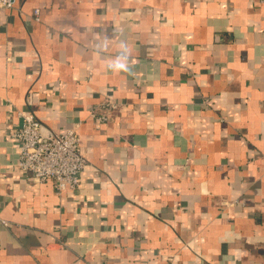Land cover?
Segmentation results:
<instances>
[{
    "label": "crops",
    "instance_id": "obj_1",
    "mask_svg": "<svg viewBox=\"0 0 264 264\" xmlns=\"http://www.w3.org/2000/svg\"><path fill=\"white\" fill-rule=\"evenodd\" d=\"M23 115L76 129V190L17 168ZM263 151L264 0L0 11V264H264Z\"/></svg>",
    "mask_w": 264,
    "mask_h": 264
},
{
    "label": "built area",
    "instance_id": "obj_2",
    "mask_svg": "<svg viewBox=\"0 0 264 264\" xmlns=\"http://www.w3.org/2000/svg\"><path fill=\"white\" fill-rule=\"evenodd\" d=\"M15 2L16 0H0V11L12 9ZM37 15L38 10H35V17ZM115 108V104L105 103L102 111L92 109L90 116L99 122H106L114 116ZM10 135L20 142L16 165L18 169L28 173L37 183L51 181L57 193L77 189L86 160L79 150L76 129L62 134L46 133L42 124L32 115H23L21 127ZM261 156L264 159V151ZM0 223L7 225L1 217Z\"/></svg>",
    "mask_w": 264,
    "mask_h": 264
},
{
    "label": "clouds",
    "instance_id": "obj_3",
    "mask_svg": "<svg viewBox=\"0 0 264 264\" xmlns=\"http://www.w3.org/2000/svg\"><path fill=\"white\" fill-rule=\"evenodd\" d=\"M119 59V57H117ZM108 68L113 69L114 72H119V71H128L129 70V64L127 62L125 63H120L116 64L115 66L113 64H109Z\"/></svg>",
    "mask_w": 264,
    "mask_h": 264
}]
</instances>
